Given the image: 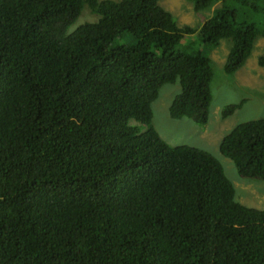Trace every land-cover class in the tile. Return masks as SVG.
<instances>
[{
	"label": "trees",
	"instance_id": "trees-1",
	"mask_svg": "<svg viewBox=\"0 0 264 264\" xmlns=\"http://www.w3.org/2000/svg\"><path fill=\"white\" fill-rule=\"evenodd\" d=\"M162 1L0 0V264H264V209L237 200L217 158L153 125L177 83L171 117L208 123L210 51L230 40L225 73L241 69L264 0H223L198 29ZM87 3L99 20L69 33ZM220 152L264 182V118Z\"/></svg>",
	"mask_w": 264,
	"mask_h": 264
},
{
	"label": "rangeland",
	"instance_id": "rangeland-1",
	"mask_svg": "<svg viewBox=\"0 0 264 264\" xmlns=\"http://www.w3.org/2000/svg\"><path fill=\"white\" fill-rule=\"evenodd\" d=\"M103 1V0H98ZM121 1V0H113ZM223 0L211 8L197 12L192 0H163L161 6L171 12L180 27L189 26L198 29L212 17L215 9L220 8ZM100 15L95 13L87 3L77 20L69 29L74 32L85 23H95ZM231 41L223 40L218 48L210 51L214 68V79L211 85L213 101L209 121L205 126H198L188 118L174 119L170 115V106L180 94L177 84H169L161 89L158 100L153 104V125L161 138L170 146H190L203 149L223 165L226 175L234 183L237 200L245 206L264 209V182L241 177L233 162L220 152L222 139L240 123L264 118V38H260L246 64L234 75H227L224 70ZM245 101L244 106L232 116L223 118L225 107Z\"/></svg>",
	"mask_w": 264,
	"mask_h": 264
}]
</instances>
